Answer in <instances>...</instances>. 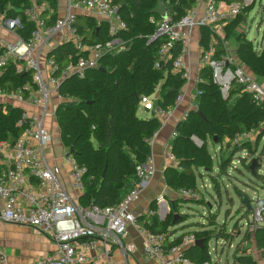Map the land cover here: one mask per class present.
<instances>
[{
	"label": "built area",
	"instance_id": "built-area-1",
	"mask_svg": "<svg viewBox=\"0 0 264 264\" xmlns=\"http://www.w3.org/2000/svg\"><path fill=\"white\" fill-rule=\"evenodd\" d=\"M31 1L25 9V15L33 23L27 38L17 33L21 26L19 18L7 17L4 11L0 14V28L11 34L0 36V75L10 67L17 75L31 77L16 88L0 86V108L6 111L11 106L22 110L17 122L22 128L21 134L14 142L0 140V198L3 202L0 220L39 229L54 243L52 255L31 264H113L115 248L127 259L131 258L136 247L134 243L125 242L129 226L142 237L148 259L157 260L158 264H193L184 252L196 242L195 234L186 235L180 244L167 245L166 234L143 226L139 216L130 210L139 199L143 185L156 174L152 154L137 165L138 180L123 199L105 207L79 202L85 193L88 168L80 165L72 154H65V162L76 196L50 162L48 147L53 139L50 124L58 121V105L70 98L60 93L63 81L73 75L84 77L88 70L101 66V59L107 53L117 54L127 48L120 33L128 29V24L119 12V5L115 0H67L65 14L48 24L54 10L47 2ZM251 2L253 0H198L197 6L178 20L167 10L160 14L158 28L149 38V42L161 39L154 67L170 66L172 73H180L186 79L183 89L192 81L195 83L191 106L183 112L181 121L199 106L198 97L203 93L199 87L203 82L200 72L206 66L211 68L213 80L224 99L237 87L236 96L249 94L256 104H264V76H255L237 58L225 30L229 21ZM80 14L95 17L99 24L106 26L111 38L96 43L85 41L76 25ZM151 21L155 18L151 17ZM203 27L208 28L210 34L199 37L200 68L193 77L189 58L194 31ZM66 43L76 47L77 53L75 57L69 55V63L62 66L52 54ZM256 50L260 53L263 48L257 46ZM183 89L175 104L166 110L158 104L159 87L152 95L140 98V108L158 117L163 126L182 101ZM260 125L264 127V121ZM158 132L147 140L150 145ZM259 133L257 128L238 131L227 136L224 142L238 145ZM179 134L175 128L172 138ZM169 157L176 159L171 152ZM177 193L181 198L199 195L194 187H180ZM251 212L254 218L251 230H254L264 223V199L258 197ZM154 213L150 209L145 214ZM7 260L0 249V264H7Z\"/></svg>",
	"mask_w": 264,
	"mask_h": 264
},
{
	"label": "trees",
	"instance_id": "trees-1",
	"mask_svg": "<svg viewBox=\"0 0 264 264\" xmlns=\"http://www.w3.org/2000/svg\"><path fill=\"white\" fill-rule=\"evenodd\" d=\"M37 1L47 2L54 10L48 19V24H53L58 17L59 1ZM31 2L0 0V14L4 11L7 17L19 18L21 26H18L17 33L25 38L33 28V23L25 15V9ZM115 3L119 5V12L128 24V29L120 33L127 48L117 54L107 53L101 59V66L88 70L84 77H67L60 86V93L70 98L61 102L56 111L66 153L72 154L80 165L88 168L86 189L80 202L100 207L115 205L123 199L138 180L137 165L144 163L152 154L147 140L161 128V121L154 115L140 116V98L152 95L159 87L158 104L166 110L175 104L186 83L180 73H172L170 66L161 69L154 67L161 39L149 42V38L157 30V21L160 20V14L153 12L157 0H115ZM197 3L198 0H164L165 9L174 20L180 19ZM252 6H246L238 16L230 20L225 30L230 44L236 47L238 59L255 76L263 77L264 47L259 53L247 34L244 36L239 33ZM151 17L155 18L154 22ZM76 25L87 42H104L111 38L106 26L98 24L92 17L79 15ZM201 30L203 36H209L208 28L203 27ZM76 53V47L66 43L56 48L52 55L65 66L69 63V55L75 57ZM200 75L203 82L199 87L203 93L198 97L199 106L192 109L190 115L177 125L180 134L171 143V153L177 164L166 167L164 178L168 187L174 190L180 187L197 188L196 171L205 169L210 173L214 191L220 194L221 185L218 178L212 175L215 164L207 141L217 146L227 136L258 127L264 121V104H256L249 94L236 96L237 87L226 100L214 82L209 66L204 67ZM30 79L29 75H17L8 67L0 75V86L16 88ZM199 110L204 116L198 113ZM21 113L22 110L18 107L9 106L6 111L0 108V140L14 142L21 134L22 128L17 126ZM193 136L200 139L203 145L196 144ZM71 147L74 149L73 153L69 152ZM227 163L228 160L219 161L220 171H226ZM252 163L253 160L247 164L250 171ZM259 169L258 158L253 174L260 175ZM201 201L193 200L198 204L205 203L204 198ZM189 202V198L175 199L166 219L160 218L154 205L151 208L155 213L144 214L139 220L148 229L166 234L167 245L180 244L188 234H195L197 240L204 238L203 247L192 244L185 249V256L193 264H220L210 253L209 241L215 236H218L217 240L223 239L230 232L218 223L216 214L208 216V225L198 223L200 228H193L194 222H187L188 214H181L183 203ZM242 202L247 209L244 199ZM247 212L250 211L247 209ZM178 231L181 233L176 236ZM252 234L258 248L264 253V225L251 230ZM172 236L174 239H171ZM243 239L246 241L247 234ZM234 264H257V260L247 250H241L238 244Z\"/></svg>",
	"mask_w": 264,
	"mask_h": 264
},
{
	"label": "rangeland",
	"instance_id": "rangeland-1",
	"mask_svg": "<svg viewBox=\"0 0 264 264\" xmlns=\"http://www.w3.org/2000/svg\"><path fill=\"white\" fill-rule=\"evenodd\" d=\"M248 6H252V8L247 13L244 23L241 24L239 33L244 34V36L247 34L248 39L256 47L261 46L263 48L264 0H253V2L248 3ZM191 58V61L194 62L193 66H195L198 60L196 47L191 50ZM139 113L144 117L150 116V113L143 108H140ZM256 128L260 132L258 135L252 139L242 141L238 145L223 141L215 146L213 142L207 141L208 149L212 153L215 164L212 175L218 178L221 192L217 194L212 189L213 183L209 171L205 169L197 170L196 184L199 195L197 198H189L191 202L183 203L182 205L181 214H188L187 222H194L193 228L199 229L200 225L198 223H202L204 226L208 225V216L216 214L218 223L222 224L230 232L223 239L217 240L216 237L218 236H215L209 241L211 255L214 260H219L221 264H227V261L231 262L234 259L236 247L242 241L244 235L247 234L246 241L249 242L244 243L242 245L243 248L246 246L250 248L254 244L252 239L249 240L254 219L253 212H247L242 202V197L248 196L252 201V205L255 204L258 197L264 199V136H262L264 127L259 125ZM193 138L196 144L199 146L203 145L202 142H196L199 140L196 136H193ZM254 158H259L260 169L258 174L260 175L253 174L247 168V164L249 165ZM220 160H228L227 168L224 172L219 169ZM202 198H204L205 203L198 204L193 202V200L202 202ZM165 202L168 204L167 199H165ZM20 233V231L8 227L0 228V247L3 253H7L9 260L25 254L29 256L33 251L34 242L42 243L40 239L37 240L34 237L22 238ZM32 233L35 234L37 232L32 230ZM45 248L46 245H43V249Z\"/></svg>",
	"mask_w": 264,
	"mask_h": 264
},
{
	"label": "crops",
	"instance_id": "crops-1",
	"mask_svg": "<svg viewBox=\"0 0 264 264\" xmlns=\"http://www.w3.org/2000/svg\"><path fill=\"white\" fill-rule=\"evenodd\" d=\"M58 1H59V7L57 11L58 16H62L66 12L67 0H58ZM92 18H94L99 24V21L95 17H92ZM202 34L203 33L201 29H195L194 39H193V44H192V49L196 47L197 54H198V60L195 66H193L194 62L191 61L192 59L191 55L189 58L193 77L197 75L198 70L200 68L199 37L202 36ZM0 36H11V34L8 33L6 30L0 28ZM231 46H232V49L236 50L235 46L233 45ZM236 56L238 58L237 53H236ZM194 85L195 83L194 81H192L188 88L183 89L184 92H182L183 93L182 101L180 102L179 106L176 107L173 116H171L166 121V123L163 126H161V128L158 130L159 131L158 135L156 136L153 144L151 145L153 163L156 168V174L151 181L143 185L139 199L130 206V210L134 214L138 215L139 217L143 216L145 213H147L148 210L152 209L151 208L152 206L156 205L157 213L160 216V218L166 219V217L170 213L171 205L173 201L175 199L181 198L178 195L177 190H174L168 187V185L166 184V181L164 178V171L166 167L177 164L176 159L172 160L169 157V154L171 152V143L173 141L172 133L174 129L177 128V125L180 123L183 112L186 109L190 108L191 106L192 94L194 92ZM50 129L52 131V137H53L52 142L50 146L48 147V155L50 157V162L52 166L54 167V169L56 170V172L65 181L69 191L74 196H76L77 192L72 188L70 179H69L68 166L65 162V154L67 152V148L65 147L62 141L61 131H60L58 121L55 125L50 124ZM165 199L168 200V204L165 202ZM79 202H80V198H79ZM2 205H3V202L0 198V208L2 207ZM262 225H264V223ZM3 227H8L10 229H15L16 231H20L22 238L34 237L37 240L40 239L42 242V243L34 242L33 251L30 253L29 256L25 254L23 256L13 257L12 260H9L7 253H5L8 259L7 264H31L32 262H35L39 259H43L49 255H52L55 251L54 243L51 240H49L46 237V235H44L39 229L28 227V226L7 223V222L0 220V228H3ZM32 230H36L37 233L33 234ZM180 233L181 231H178L176 232L175 235L178 236ZM243 238H242V241L239 243L241 250H247L248 253L252 254L253 257L257 260V264H264V253H262V251L258 248L255 236L252 234L251 237L249 238V240L252 239V241L254 242V244L251 245L250 247L251 249L248 246L243 248L242 245H244V243L246 242H249V241H244ZM171 239H174V236H172ZM125 242L134 243L136 247L135 252H133L131 258L127 259L122 253V251L115 248L113 251V256H112L113 264H158L157 260L148 259L145 256L143 239L133 226H129V235L125 238ZM43 245H46L45 249H43ZM218 262L220 263L219 260ZM227 264H234V259L231 262L227 261Z\"/></svg>",
	"mask_w": 264,
	"mask_h": 264
},
{
	"label": "water",
	"instance_id": "water-1",
	"mask_svg": "<svg viewBox=\"0 0 264 264\" xmlns=\"http://www.w3.org/2000/svg\"><path fill=\"white\" fill-rule=\"evenodd\" d=\"M165 10H166V9H165V5H164V0H157V6L153 9V12H155V13H157V14H162V13L165 12ZM198 113L201 114L202 116H204L203 113H202L200 110L198 111ZM69 152H70V153H73V152H74L73 147L70 148ZM0 157H1V156H0ZM257 162H258V159H257V158H254V159H253V163H252V165H251V167H250L252 173H253L254 170H255V167H256V165H257ZM103 176H105V171H104V173H103ZM212 189L215 190L214 185H212ZM243 199H244V201L246 202V204H247V206H248L247 209H248L249 211H252V210H253V205H252V201H251V199L248 198V196H244ZM204 242H205V239L203 238V239H198V240H196V242H195L194 244L203 247V246H204Z\"/></svg>",
	"mask_w": 264,
	"mask_h": 264
}]
</instances>
